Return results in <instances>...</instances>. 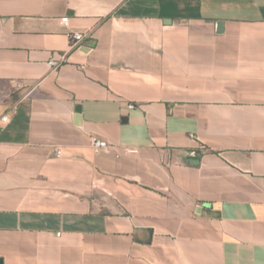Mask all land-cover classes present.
Returning a JSON list of instances; mask_svg holds the SVG:
<instances>
[{
  "label": "crops",
  "instance_id": "0c3cea01",
  "mask_svg": "<svg viewBox=\"0 0 264 264\" xmlns=\"http://www.w3.org/2000/svg\"><path fill=\"white\" fill-rule=\"evenodd\" d=\"M0 264H264V0H0Z\"/></svg>",
  "mask_w": 264,
  "mask_h": 264
},
{
  "label": "built area",
  "instance_id": "2783aa9c",
  "mask_svg": "<svg viewBox=\"0 0 264 264\" xmlns=\"http://www.w3.org/2000/svg\"><path fill=\"white\" fill-rule=\"evenodd\" d=\"M62 23L65 25H68L69 23V19L68 18H64L62 19ZM69 38L71 40V44L72 46H76L78 43L82 42L85 38V34L82 32H73L71 34H69ZM65 62V55L61 57V59H57L56 57H52L49 61H48V65L52 68V69H59L62 66V63ZM135 105L134 104H130L128 105L129 109H135ZM8 117H4L3 121H7ZM90 144L92 146V148L96 151H101V150H107L110 148V145L105 141L102 140L98 137H91L90 138ZM57 155L60 157L62 155V151L61 150H57Z\"/></svg>",
  "mask_w": 264,
  "mask_h": 264
},
{
  "label": "water",
  "instance_id": "95a60500",
  "mask_svg": "<svg viewBox=\"0 0 264 264\" xmlns=\"http://www.w3.org/2000/svg\"><path fill=\"white\" fill-rule=\"evenodd\" d=\"M217 26H218V33H222L223 32V23L222 22H219L217 24Z\"/></svg>",
  "mask_w": 264,
  "mask_h": 264
},
{
  "label": "rangeland",
  "instance_id": "374dc122",
  "mask_svg": "<svg viewBox=\"0 0 264 264\" xmlns=\"http://www.w3.org/2000/svg\"><path fill=\"white\" fill-rule=\"evenodd\" d=\"M58 156V155H57ZM59 157V156H58Z\"/></svg>",
  "mask_w": 264,
  "mask_h": 264
}]
</instances>
